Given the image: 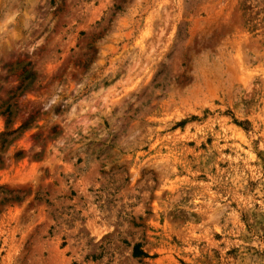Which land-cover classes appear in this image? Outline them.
<instances>
[{
	"label": "rangeland",
	"instance_id": "374dc122",
	"mask_svg": "<svg viewBox=\"0 0 264 264\" xmlns=\"http://www.w3.org/2000/svg\"><path fill=\"white\" fill-rule=\"evenodd\" d=\"M0 264H264V0H0Z\"/></svg>",
	"mask_w": 264,
	"mask_h": 264
}]
</instances>
